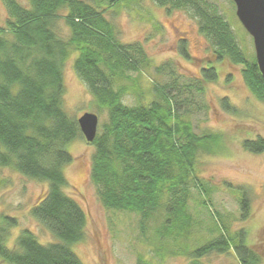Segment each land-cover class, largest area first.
Returning <instances> with one entry per match:
<instances>
[{"label":"trees","instance_id":"1","mask_svg":"<svg viewBox=\"0 0 264 264\" xmlns=\"http://www.w3.org/2000/svg\"><path fill=\"white\" fill-rule=\"evenodd\" d=\"M28 1L29 7L17 0H1L7 18L0 26V167L47 183L45 196L30 214L57 241L41 244L31 231L23 229L9 249L4 241L14 219L3 217L0 258L8 264H82L71 246L84 240L86 215L64 192L69 183L63 174L72 161L67 144L84 140L76 118L67 116L62 108L63 67L73 53H77L75 74L93 97L98 112H106L107 120L90 143L94 147L90 181L98 198L109 210L139 215L142 233L148 221L164 211V222L152 236L154 251L158 256L177 254L167 245L172 239L177 244L181 238L186 241L189 234L192 219L187 201L189 187L198 183L196 156L200 151L211 152L218 135L196 134L178 113L166 86H154V98L147 105L123 104L127 86L114 88V84L130 80L127 73L137 71L133 55L141 52V47L119 41L105 16L106 8L96 0ZM103 1L114 6L123 0ZM152 1L167 13L184 11L207 39L209 66L200 69L198 83L215 82L218 65L241 66L245 85L264 102V80L255 58L248 59L228 22L212 6L205 0ZM60 20L67 36L57 28ZM177 49L186 60L191 58L184 39L179 40ZM220 106L238 112L227 98L220 100ZM241 145L250 153L264 152L261 137L244 139ZM202 190L206 196V189ZM201 203L206 204L204 200ZM239 204L241 218L246 219L248 198L239 199ZM217 231L215 238L195 248L181 242L178 254L189 264H201V259L212 253L232 250L238 264L261 263L260 255L245 245L244 230L230 233L223 224L217 225ZM144 262L139 255L138 264Z\"/></svg>","mask_w":264,"mask_h":264},{"label":"rangeland","instance_id":"2","mask_svg":"<svg viewBox=\"0 0 264 264\" xmlns=\"http://www.w3.org/2000/svg\"><path fill=\"white\" fill-rule=\"evenodd\" d=\"M29 7L28 0H17ZM105 16L113 24L116 36L123 44L139 45L141 52L134 53L137 71L128 72L130 80H118L114 88L126 85L123 104L147 105L154 98L153 87H167L178 113L188 120L198 135L216 134L218 143L211 152L200 151L194 170L197 186L189 187L187 211L192 224L188 237L178 242L189 248L204 243L218 235L217 225L225 224L230 233L246 232L245 245L255 250L264 264V152L250 153L242 148L244 139H264V102L256 99L244 83L241 66L221 64L215 82L198 83L200 69L209 66L207 39L197 31L196 21L184 11L169 13L152 0H123L108 6ZM230 25L239 47L248 59L255 58L251 36L235 15L232 0H205ZM7 12L0 0V26L5 25ZM57 28L63 36L68 30L60 20ZM184 39L191 58L186 60L178 53L179 40ZM77 53L69 56L63 67L65 92L62 108L70 118L85 112L98 116V128L107 120L106 112H98L91 94L73 69ZM229 77V78H227ZM197 86V87H196ZM201 88V89H198ZM227 98L238 112L225 111L220 100ZM72 161L63 168L69 186L64 192L74 199L86 215L84 240L71 246L82 264H189L179 255V244L169 240L167 245L177 254L158 256L154 251L152 236L165 219L164 211L154 215L145 232L139 227V215L128 211L105 208L90 181L91 160L94 147L85 140L67 144ZM196 179V180H197ZM204 187L207 191L205 196ZM47 183L26 178L13 168L0 167V225L3 217L13 218L7 228L4 244L11 249L15 238L23 229L31 231L41 244L57 239L30 214V209L45 196ZM247 197L249 216L241 218L239 199ZM205 201L203 205L201 202ZM183 245V244H181ZM181 252V251H180ZM201 264H238L229 253H212L201 259ZM0 264H8L0 258Z\"/></svg>","mask_w":264,"mask_h":264},{"label":"water","instance_id":"3","mask_svg":"<svg viewBox=\"0 0 264 264\" xmlns=\"http://www.w3.org/2000/svg\"><path fill=\"white\" fill-rule=\"evenodd\" d=\"M232 1L237 19L252 38L256 65L264 80V0ZM76 121L83 139L92 143L98 128V116L85 112Z\"/></svg>","mask_w":264,"mask_h":264}]
</instances>
